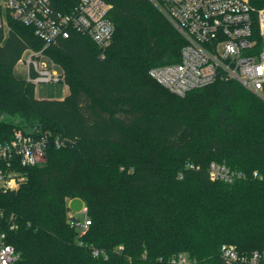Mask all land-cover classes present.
Instances as JSON below:
<instances>
[{
    "label": "trees",
    "instance_id": "obj_1",
    "mask_svg": "<svg viewBox=\"0 0 264 264\" xmlns=\"http://www.w3.org/2000/svg\"><path fill=\"white\" fill-rule=\"evenodd\" d=\"M106 1L115 34L104 59L79 33L46 52L65 74L63 99H39L14 76L25 51L43 47L33 28L11 21L0 46V143L16 130L69 139L21 169L18 191H0L15 264H230L224 245L264 251V100L235 81L171 93L149 71L179 62L184 38L149 0ZM213 162L246 178L212 181ZM76 198L84 234L68 217Z\"/></svg>",
    "mask_w": 264,
    "mask_h": 264
},
{
    "label": "built area",
    "instance_id": "obj_2",
    "mask_svg": "<svg viewBox=\"0 0 264 264\" xmlns=\"http://www.w3.org/2000/svg\"><path fill=\"white\" fill-rule=\"evenodd\" d=\"M185 40L180 61L150 69V76L171 93L184 97L217 81H235L264 100V7L251 0H149ZM112 5L106 0H0V46L11 31V21L33 28L42 49H28L21 61L28 65V82L65 83L60 67L46 53L59 40L73 33L86 35L105 58L115 34L110 19ZM65 147L69 139H50L49 132L16 130L11 140L0 143V191H18L27 178L21 169L47 160L50 142ZM189 168L200 169L190 165ZM212 181L233 183L246 178L242 172L213 162L208 169ZM86 213V207L83 208ZM84 234L91 222L70 221ZM98 250L93 251L99 256ZM19 255L7 242L0 210V264H15ZM221 257L230 264H264V251L242 255L234 245H224ZM173 264H192L185 256Z\"/></svg>",
    "mask_w": 264,
    "mask_h": 264
},
{
    "label": "rangeland",
    "instance_id": "obj_3",
    "mask_svg": "<svg viewBox=\"0 0 264 264\" xmlns=\"http://www.w3.org/2000/svg\"><path fill=\"white\" fill-rule=\"evenodd\" d=\"M14 76L19 80H28V65L24 61L19 62L15 66ZM35 87V93L39 99H63L67 92V85L65 83H40ZM2 119L7 122L19 124V120L15 116L3 115ZM68 217L70 221L72 220L81 224L87 219L85 213L74 212L71 209H69Z\"/></svg>",
    "mask_w": 264,
    "mask_h": 264
},
{
    "label": "water",
    "instance_id": "obj_4",
    "mask_svg": "<svg viewBox=\"0 0 264 264\" xmlns=\"http://www.w3.org/2000/svg\"><path fill=\"white\" fill-rule=\"evenodd\" d=\"M68 206H69V209H71L74 212H82L85 204L83 200L76 198V199L70 200Z\"/></svg>",
    "mask_w": 264,
    "mask_h": 264
},
{
    "label": "crops",
    "instance_id": "obj_5",
    "mask_svg": "<svg viewBox=\"0 0 264 264\" xmlns=\"http://www.w3.org/2000/svg\"><path fill=\"white\" fill-rule=\"evenodd\" d=\"M68 92H69V89H68V86H67V92H66V95L68 94ZM66 95H65V96H66Z\"/></svg>",
    "mask_w": 264,
    "mask_h": 264
}]
</instances>
